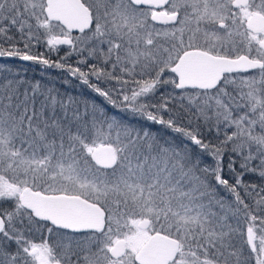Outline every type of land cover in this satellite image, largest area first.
Segmentation results:
<instances>
[{"label": "snow or ice", "instance_id": "6c2138e0", "mask_svg": "<svg viewBox=\"0 0 264 264\" xmlns=\"http://www.w3.org/2000/svg\"><path fill=\"white\" fill-rule=\"evenodd\" d=\"M0 58L118 110L0 75V264H264V0H0Z\"/></svg>", "mask_w": 264, "mask_h": 264}, {"label": "rangeland", "instance_id": "374dc122", "mask_svg": "<svg viewBox=\"0 0 264 264\" xmlns=\"http://www.w3.org/2000/svg\"><path fill=\"white\" fill-rule=\"evenodd\" d=\"M67 51H68L67 48H61L58 55H61V57H62L65 55V53ZM34 52L39 53V47L35 48ZM42 53H43V51H42ZM92 62L94 63L95 61H92ZM0 68L5 70V72L0 73V75L6 74V70L10 68L12 74H17V73L19 74L17 78L23 79L24 81H26V80L28 81V80H32L33 77H36L35 83L36 82H39V83L43 82L44 84H41V85H44L47 88H51V86L54 87V85L58 84L57 81H59L58 77H57L59 72L57 70H56V72H53V71L51 72V71H49L50 70L49 67L42 66V65L35 63V62H32V61H21L18 58H12V59L0 58ZM63 78H64V76L61 77L62 80H64ZM33 81H34V79H33ZM63 91L65 92V90H63ZM91 100H93V98H91ZM91 103H93V102H91ZM100 105H103V104H100ZM104 106L107 109L111 108V106H106L105 104H104ZM116 112L117 111L114 108H112V112L109 111V114L111 115V114L116 113ZM128 119L133 122L134 126H139L138 124H136V121L139 120L138 117L135 118V117H132L130 114H128ZM139 123L143 124V123H145V121L139 120ZM152 131L154 133H156L157 135H160V136H161L160 133H163V135H165L167 139H172L173 137H177V142L179 141V137L177 135H170V131L161 127V126L156 127L155 125H153ZM221 138H223V137H221ZM212 163H213L212 160H209V159L203 160L202 161V168L205 167L206 165L212 164ZM221 194H223V191ZM5 207H8V205H6ZM233 224H235L234 221H233ZM241 227L246 229V226L244 225L243 220H241Z\"/></svg>", "mask_w": 264, "mask_h": 264}, {"label": "trees", "instance_id": "16d2710c", "mask_svg": "<svg viewBox=\"0 0 264 264\" xmlns=\"http://www.w3.org/2000/svg\"><path fill=\"white\" fill-rule=\"evenodd\" d=\"M42 51L46 52V49L43 46H39V53H42ZM48 55L50 56V58L52 60H57V59H59L61 57V55H58L55 52L54 53H50ZM76 60H77V57H75V55H73L70 58L69 62L75 64ZM49 68H50L49 71H51V72L52 71L56 72V70L59 72V74L57 75L58 80H59V81H57L58 84L54 85V87L51 86V88L54 90V94L59 93V97H58L59 99H63L65 101H67L69 98H72L73 100H75V101H77L79 103L81 111H83L85 102H87L89 104H91V102H96V104H98V105H100V104L104 105L105 104V102L103 101V98L98 97L96 94L92 93L93 91L89 90V88L87 86L82 85L78 79H74V78L68 77L66 72H63L60 69H57L55 67H49ZM63 76H64V78H63L64 80L61 79V77H63ZM33 79H34V81H33ZM35 79H36V77H33L32 80H28V81L26 80L25 82L26 83L35 84ZM40 84H44V83L41 82ZM41 86H42V90H47L48 89L44 85H41ZM63 90H65V92ZM91 98H93V100H91ZM73 106H75V105H73ZM106 106H110V105H106ZM108 110L110 112H112V108H109ZM115 110L118 111L117 109H115ZM138 119L140 120L139 117H138ZM155 126L159 127L160 125H155ZM160 134H161V136L166 138V136L163 135V133H160ZM170 135H177V134L172 133L170 131ZM229 155H231L230 148L228 150L227 155L225 156V172H227V160H228V156ZM207 159L212 160L211 157H208V156L205 155L203 157V160H207ZM237 167H238V164H237ZM251 182L252 183H259L260 181H259V179H253ZM222 191H223V189L220 190V193H222ZM221 195L227 197V193H225V192H223V194H221ZM6 205L7 204H3V205H0V206L5 207Z\"/></svg>", "mask_w": 264, "mask_h": 264}, {"label": "flooded vegetation", "instance_id": "af4514ba", "mask_svg": "<svg viewBox=\"0 0 264 264\" xmlns=\"http://www.w3.org/2000/svg\"><path fill=\"white\" fill-rule=\"evenodd\" d=\"M61 48H67L66 46H62ZM8 59H12V58H8ZM89 90H91V89H89ZM92 93H94V92H92ZM94 94H96V93H94ZM187 119H188V116H184V120H183V122L186 124L187 123ZM192 119H193V121H195V117H192ZM194 126V125H193ZM205 131V134L207 133V130L205 129L204 130ZM180 139H183L182 137H179V140ZM196 151L198 152L199 151V149H196ZM202 161H203V159H202ZM200 167L202 168V163L200 164ZM253 179H259V177H258V175H255V176H253V174H251V173H249L248 175H247V177H246V182L248 181V180H253ZM259 183H264V181H261L260 179H259ZM42 223H44V222H42ZM49 226H51V225H49ZM49 234H48V232H47V228L46 227H41L40 228V230L39 231H37V232H35L34 233V238L37 240V242H39V240L42 238V237H46V236H48Z\"/></svg>", "mask_w": 264, "mask_h": 264}, {"label": "water", "instance_id": "95a60500", "mask_svg": "<svg viewBox=\"0 0 264 264\" xmlns=\"http://www.w3.org/2000/svg\"><path fill=\"white\" fill-rule=\"evenodd\" d=\"M246 230V229H245Z\"/></svg>", "mask_w": 264, "mask_h": 264}]
</instances>
